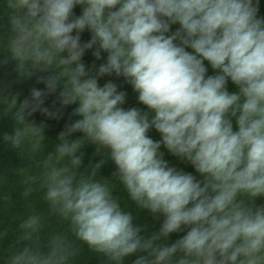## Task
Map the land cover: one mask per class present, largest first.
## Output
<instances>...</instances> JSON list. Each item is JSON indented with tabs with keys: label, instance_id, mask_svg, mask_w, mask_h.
Here are the masks:
<instances>
[{
	"label": "clouds",
	"instance_id": "9594fccd",
	"mask_svg": "<svg viewBox=\"0 0 264 264\" xmlns=\"http://www.w3.org/2000/svg\"><path fill=\"white\" fill-rule=\"evenodd\" d=\"M5 2L13 33L7 50L19 72L52 73L38 78L46 91L32 89L28 114L57 115L42 105L61 87V105L77 104L73 115L81 117L58 134L54 153L38 162L40 173L25 176L24 195L38 185L50 212L111 264L133 255L132 264H264V204L256 203L264 199V18L257 17L258 0ZM77 5L82 14L70 19ZM86 28L92 36L81 44ZM97 44L93 55H108L96 75L125 77L148 111L124 109L125 92L112 82L101 87L89 75L81 60ZM205 61L215 75H207ZM229 81L238 91L228 90ZM6 102L23 126L4 141L19 149L32 137L37 152L46 125L25 121L28 100L18 109L15 97ZM150 128L160 141L147 135ZM77 132L82 136L70 139ZM86 144L107 153L140 208L163 217L157 231L142 235L132 213L97 179L105 160L89 161L82 170ZM162 145L200 178L170 167ZM41 226L42 217L30 214L20 224L23 239H38ZM69 249L67 237L55 234L43 247L25 246L8 264H68Z\"/></svg>",
	"mask_w": 264,
	"mask_h": 264
},
{
	"label": "trees",
	"instance_id": "16d2710c",
	"mask_svg": "<svg viewBox=\"0 0 264 264\" xmlns=\"http://www.w3.org/2000/svg\"><path fill=\"white\" fill-rule=\"evenodd\" d=\"M257 0H254V4ZM82 5H77L73 9V16L70 19L79 17L82 14ZM22 14V13H21ZM10 10L6 7L5 0H0V264H8L10 258L20 252L25 246L39 244L44 246L48 243L49 238L55 234H62L67 237L70 244V251L73 255L70 257L68 264H111L104 256L97 254L89 249V247L78 240L70 230V223L63 220L56 214L50 212L48 203L44 200V192L33 185V191L25 196L26 185L24 183L25 176L28 174L38 175L41 168L38 162L47 157L49 153H54L58 134L65 130L66 125H70L81 117L73 115L74 109L78 106L72 104L62 106L60 103L59 93L61 87H57L56 92L48 94L44 98L43 108L49 109L55 113L52 117L45 115L40 110L32 112L31 106L34 104L31 98L32 89L46 91L45 83L38 80L39 77L50 76L51 72L36 71L31 77L23 76L18 70V61L12 58L11 52L7 50V38L12 36L10 24ZM258 18H264V0H258ZM179 25H172L169 35L174 33ZM76 35V32H73ZM92 33L86 28L80 33L81 44L87 43L91 39ZM179 43V41H176ZM98 47L95 45L92 49L86 50L81 62L85 65L86 71L90 76H95L99 86H104L108 82H112L117 86L118 91L126 93L125 103L122 105L124 109L132 107L141 111H148L146 106L139 103L138 94L134 91L132 85L123 76L112 75L97 76L100 65L106 63L107 53L101 51V58L97 59L93 53ZM191 51V49H186ZM207 75H215L216 71L211 65L205 61ZM74 67V66H73ZM228 90L236 92L238 89L229 81ZM16 98V107L25 100L29 101V108L25 111V121L27 123L39 126L46 125L45 139L41 142V148L37 152L32 151V137L25 139L20 148H14L10 143L5 142L3 137L5 134L12 135L19 125L15 121V109L9 108L6 100ZM7 109V110H6ZM234 130H238L233 121ZM147 135L154 141H160L161 135L154 129L150 128ZM82 136L81 133H74L70 139H76ZM81 151L84 153V165L82 170L88 167L89 161L97 163L105 160V163L98 172L97 179L106 183L114 198H116L121 208L126 212H131L134 223L142 226L144 232L142 235L148 237L159 229L163 221V217L155 218L148 210L140 208L129 196L124 185L120 182L119 177L114 175L117 172L116 166L111 159H107L106 152H97L96 147L92 144H86ZM160 152L163 158L168 162L170 167H175L186 173H192L199 179L193 166L185 160L177 158L170 154L162 145ZM23 169L24 171H21ZM256 203L264 204V199H257ZM33 212L42 217V226L38 233V239L34 236L33 240H24V230L20 228V224L27 219ZM184 232L170 234L166 244H171L175 240L186 234ZM135 256H129L125 259L124 264H132Z\"/></svg>",
	"mask_w": 264,
	"mask_h": 264
}]
</instances>
